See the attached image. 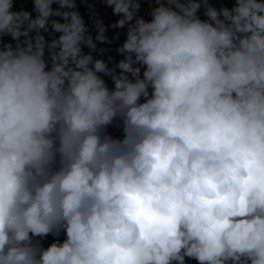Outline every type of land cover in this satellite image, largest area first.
<instances>
[{
  "label": "clouds",
  "instance_id": "obj_1",
  "mask_svg": "<svg viewBox=\"0 0 264 264\" xmlns=\"http://www.w3.org/2000/svg\"><path fill=\"white\" fill-rule=\"evenodd\" d=\"M0 264H264V0H0Z\"/></svg>",
  "mask_w": 264,
  "mask_h": 264
}]
</instances>
